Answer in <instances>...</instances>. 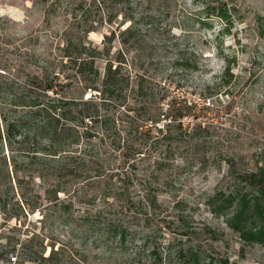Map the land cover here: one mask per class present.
I'll use <instances>...</instances> for the list:
<instances>
[{
    "label": "trees",
    "instance_id": "1",
    "mask_svg": "<svg viewBox=\"0 0 264 264\" xmlns=\"http://www.w3.org/2000/svg\"><path fill=\"white\" fill-rule=\"evenodd\" d=\"M36 3L48 23L66 18L57 31L66 70L34 62L37 70L0 72V264H237L199 245L217 233L196 226L198 203L182 196L179 152L204 130L184 124L194 104L131 70V51L154 34L137 13L143 0ZM206 14L230 19L224 2ZM105 28L95 44L91 33ZM246 180L244 192L217 190L206 204L264 247V168ZM171 236L187 243L172 250Z\"/></svg>",
    "mask_w": 264,
    "mask_h": 264
},
{
    "label": "rangeland",
    "instance_id": "2",
    "mask_svg": "<svg viewBox=\"0 0 264 264\" xmlns=\"http://www.w3.org/2000/svg\"><path fill=\"white\" fill-rule=\"evenodd\" d=\"M219 2L228 6L229 21L206 14L207 4ZM136 9L154 34L146 49L131 51L129 59L137 66L133 74L155 76L174 95L192 102L196 113L184 124L204 128L192 132L179 152V162L188 161L181 171L182 196L199 206L195 224L217 233L202 236L199 245L216 260L264 264V247L247 244L226 217L206 204L217 190L244 192L246 174L264 168V0H143ZM122 20L119 14L116 25ZM65 25L62 14L48 23L44 5L36 0H0V72L37 70L34 62H53L51 70H66L57 38ZM108 29L90 38L100 45ZM119 49L117 40L115 54ZM187 62L196 67L181 65ZM171 238L172 250L187 243L181 236Z\"/></svg>",
    "mask_w": 264,
    "mask_h": 264
}]
</instances>
